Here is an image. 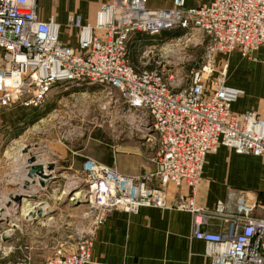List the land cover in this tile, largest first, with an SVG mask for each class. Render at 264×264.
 <instances>
[{
	"label": "built area",
	"instance_id": "built-area-1",
	"mask_svg": "<svg viewBox=\"0 0 264 264\" xmlns=\"http://www.w3.org/2000/svg\"><path fill=\"white\" fill-rule=\"evenodd\" d=\"M37 5L38 0H0V120L2 108L39 106L55 83L97 84L110 95L115 92L133 115L129 126L137 125L140 137L157 145L156 168L131 176L85 158L86 189L80 193L97 212L95 225L114 209L135 213L141 207L174 206L190 214V236L205 243L207 264H264V218L253 216V201L239 195L231 210L221 200L213 208L195 201L207 153L223 145L264 157V110H231L242 91L225 84L227 61L210 80L216 52L238 51L258 60L255 52L261 50L264 62V0H211L195 7L173 0L168 8H150L147 0H109L98 7L92 22L68 16V25L77 29L75 47L59 39L53 18L39 17ZM174 30L183 31L187 42L205 41L207 62L190 71L186 86H173L159 69L138 68L130 61L132 38ZM169 185L188 193L173 202L167 197ZM213 219L221 222L219 231L206 229ZM7 231L1 230L0 238ZM93 233L74 251L54 247L42 264H90ZM28 262L24 258L17 264Z\"/></svg>",
	"mask_w": 264,
	"mask_h": 264
},
{
	"label": "rangeland",
	"instance_id": "rangeland-1",
	"mask_svg": "<svg viewBox=\"0 0 264 264\" xmlns=\"http://www.w3.org/2000/svg\"><path fill=\"white\" fill-rule=\"evenodd\" d=\"M59 32L69 45H76L75 30L64 27ZM182 34L183 31L174 30L155 36L137 35L141 40L132 38L128 45L130 61L138 68L159 69L164 79L171 81L173 86L188 85L190 71L205 64L207 58L205 41L187 42ZM230 54L214 53L211 61L215 71L210 80L219 75L217 71L221 63ZM217 55L224 58L218 61ZM115 95V92L108 94L97 84L72 85L63 82L55 83L39 106L2 108L0 232L7 228L13 233L18 232L14 238L18 244L6 256L2 254V248L0 264H17L24 258H29V264H42L50 257L54 247L63 245L67 251H74L79 241L95 232L98 227V224L95 225L97 212L89 207L80 193V190L86 189L81 168L85 158L90 157L114 169L116 162H140V153L155 159L157 145L142 139L137 125L129 126L127 121L133 115L122 99ZM24 114L27 116L21 118ZM136 118L134 121L138 123ZM23 149L27 151L23 152ZM130 152L135 154H127ZM31 155L37 162L53 163L54 177L45 180L43 187L38 183L30 185L27 192L22 184L27 179L26 159ZM139 174L145 176L149 173ZM75 192L79 194L75 195ZM16 193H31L36 197H25L23 194L20 206L10 201L6 207L9 195ZM41 202L46 212L44 216L24 218L22 210L25 207L33 206L31 210L35 212ZM91 236L94 237V233ZM1 242L4 241L1 239ZM20 243L27 245V252L18 248Z\"/></svg>",
	"mask_w": 264,
	"mask_h": 264
},
{
	"label": "crops",
	"instance_id": "crops-1",
	"mask_svg": "<svg viewBox=\"0 0 264 264\" xmlns=\"http://www.w3.org/2000/svg\"><path fill=\"white\" fill-rule=\"evenodd\" d=\"M107 1L109 0H38L37 12L42 20L53 18L60 30L67 27L75 30L77 35V29L68 25V16L77 14L83 23L92 22L98 7ZM209 1L211 0H185V5L195 7ZM172 4L173 0H147L150 8H168ZM59 39L68 44L61 32ZM2 54L3 49L0 47V67ZM255 55L258 60L243 57L239 52L225 57L228 63L225 84L242 91L240 97L231 104L233 112L252 111L262 114L264 110V62L259 59L262 51L257 50ZM223 58L222 55H217L218 61ZM139 155L140 162H116L114 167L126 175L140 176V172H154V158H146L141 153ZM69 161L74 162L72 159ZM137 162L139 169L136 168ZM187 193V189L183 187H167V197L173 202L179 194ZM239 195H245L255 203L253 216L264 218V157L237 153L221 145L216 151L206 154L195 201L204 207L213 208L221 200L231 210ZM220 223L218 219H213L206 229L211 232L219 231ZM191 227L190 214L174 207L147 206L139 208L135 213L114 209L95 229L90 264H207L205 243L191 238ZM6 230L8 239L1 246L4 256L18 244L14 239L18 232L13 233L10 228ZM18 248L25 249L26 252L28 250L27 245L22 243Z\"/></svg>",
	"mask_w": 264,
	"mask_h": 264
},
{
	"label": "water",
	"instance_id": "water-1",
	"mask_svg": "<svg viewBox=\"0 0 264 264\" xmlns=\"http://www.w3.org/2000/svg\"><path fill=\"white\" fill-rule=\"evenodd\" d=\"M26 149H23V152H26ZM26 178L23 180L22 187L25 191L28 192V187L32 184L38 183L41 187L46 185L45 180H50L54 176L52 175V170L54 169L53 163H42L37 162V159L31 155L26 159ZM23 194L25 197L35 198L36 195L31 193H16V194H10L9 199L6 203V207L10 205V201H13L17 206H20L21 200L23 197ZM43 202L38 203V209L34 212L33 210H30L28 212L29 215H25L24 218L28 217H39L44 216L46 212L43 211ZM2 241H6L8 239V235L6 233H3L1 236Z\"/></svg>",
	"mask_w": 264,
	"mask_h": 264
},
{
	"label": "bare ground",
	"instance_id": "bare-ground-1",
	"mask_svg": "<svg viewBox=\"0 0 264 264\" xmlns=\"http://www.w3.org/2000/svg\"><path fill=\"white\" fill-rule=\"evenodd\" d=\"M18 148V147H17ZM21 148H19L18 150H20ZM79 192H75V195H78ZM33 208V206H29V207H25L23 210H22V213L24 214L23 216L25 215H29L28 212Z\"/></svg>",
	"mask_w": 264,
	"mask_h": 264
},
{
	"label": "trees",
	"instance_id": "trees-1",
	"mask_svg": "<svg viewBox=\"0 0 264 264\" xmlns=\"http://www.w3.org/2000/svg\"><path fill=\"white\" fill-rule=\"evenodd\" d=\"M25 115V114H24ZM27 115H25V116H22L21 118H24V117H26Z\"/></svg>",
	"mask_w": 264,
	"mask_h": 264
}]
</instances>
